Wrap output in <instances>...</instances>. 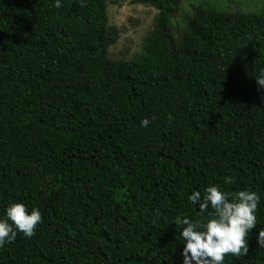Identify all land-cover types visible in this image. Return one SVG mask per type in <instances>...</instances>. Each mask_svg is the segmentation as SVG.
I'll return each instance as SVG.
<instances>
[{"label":"trees","instance_id":"16d2710c","mask_svg":"<svg viewBox=\"0 0 264 264\" xmlns=\"http://www.w3.org/2000/svg\"><path fill=\"white\" fill-rule=\"evenodd\" d=\"M140 1L154 28L118 60L108 0H0V217L42 213L0 264H183L173 221L206 217L188 197L212 184L260 195L224 264H264V9L200 5L179 29L182 0Z\"/></svg>","mask_w":264,"mask_h":264},{"label":"clouds","instance_id":"9594fccd","mask_svg":"<svg viewBox=\"0 0 264 264\" xmlns=\"http://www.w3.org/2000/svg\"><path fill=\"white\" fill-rule=\"evenodd\" d=\"M61 6V0H55V7ZM257 82L264 86V74ZM168 119H173L171 114ZM149 123L150 120L144 118L141 126L147 127ZM232 182L230 176L225 178V184ZM188 200L190 204L198 205L202 217L205 213L207 216L193 220L181 213L175 217L173 222L182 227L179 237L184 242L183 264H224L227 254H247L249 233L257 226L261 202L258 192L250 189L227 192L221 185L212 184L205 187L203 193L193 191ZM40 223L42 213L38 207L29 209L24 202L11 203L0 217V248L13 242L18 232L31 238ZM257 241L264 247V229L259 230Z\"/></svg>","mask_w":264,"mask_h":264},{"label":"rangeland","instance_id":"374dc122","mask_svg":"<svg viewBox=\"0 0 264 264\" xmlns=\"http://www.w3.org/2000/svg\"><path fill=\"white\" fill-rule=\"evenodd\" d=\"M213 6L228 11L252 12L264 9V0H182L173 22L183 28L194 7ZM159 9L140 0H108L109 25L117 27V41L109 47L114 59H132L143 50L144 39L151 34Z\"/></svg>","mask_w":264,"mask_h":264}]
</instances>
